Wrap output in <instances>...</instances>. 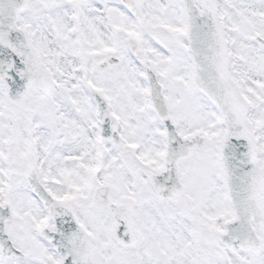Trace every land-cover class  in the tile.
Instances as JSON below:
<instances>
[{
  "label": "snow or ice",
  "instance_id": "1",
  "mask_svg": "<svg viewBox=\"0 0 264 264\" xmlns=\"http://www.w3.org/2000/svg\"><path fill=\"white\" fill-rule=\"evenodd\" d=\"M0 264H264V0H0Z\"/></svg>",
  "mask_w": 264,
  "mask_h": 264
}]
</instances>
